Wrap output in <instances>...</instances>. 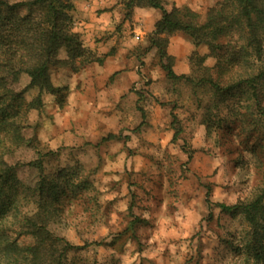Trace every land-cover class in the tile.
Masks as SVG:
<instances>
[{
    "label": "rangeland",
    "instance_id": "1",
    "mask_svg": "<svg viewBox=\"0 0 264 264\" xmlns=\"http://www.w3.org/2000/svg\"><path fill=\"white\" fill-rule=\"evenodd\" d=\"M86 1L71 0L75 31L76 7ZM165 1L196 12L202 24L223 0ZM95 14L109 26L97 39L107 44L105 53L95 52L111 56L77 74L52 69L56 92L30 113L39 149L54 153L45 158L46 172L78 167L89 184L51 228L81 248L69 252L65 264H255L245 253L249 224L217 205L249 200L262 185L264 165L252 152L259 131L233 115L235 100L211 113L205 109L211 94L197 82L206 73L196 72L190 58L206 56L207 75L214 78L217 59L176 33L167 49L173 70L196 82L170 80L157 50L146 51L158 10L136 8L126 18L122 0H105ZM28 83L19 77L20 87ZM38 94L31 89L26 97ZM20 155L35 157L29 150ZM11 235L20 246L34 243Z\"/></svg>",
    "mask_w": 264,
    "mask_h": 264
},
{
    "label": "trees",
    "instance_id": "2",
    "mask_svg": "<svg viewBox=\"0 0 264 264\" xmlns=\"http://www.w3.org/2000/svg\"><path fill=\"white\" fill-rule=\"evenodd\" d=\"M122 4L126 18L136 8L161 13L146 51L157 50L168 79L196 82L173 70L175 60L167 51L170 37L183 33L196 47H208L217 59L215 78L207 75L211 68L204 66L206 56L194 53L190 58L196 72L206 73L197 82L211 94L212 104L205 109L211 113L210 109L217 111L228 99L237 101L230 110L243 126L259 131L261 140L258 137L252 152L255 163L263 167L264 0H223L208 11L202 24L196 12L165 0H122ZM74 9L71 0H0V264H65L69 252L81 249L51 228L61 222L70 201L89 191V184L78 167L46 172L45 158L54 153L39 149L37 129L30 123V113L44 106L43 96L56 92L52 69L77 74L92 64L102 66L111 56H98L85 45L75 31ZM21 75L29 81L24 87L18 84ZM31 89L39 94L28 100ZM252 114L259 119L254 122ZM179 134L178 129L175 140ZM25 150L35 157L18 156ZM262 176L253 198L217 205L226 214L242 215L249 224L245 253L255 264H264V168ZM14 231L18 237H32L34 243L20 246L11 235Z\"/></svg>",
    "mask_w": 264,
    "mask_h": 264
},
{
    "label": "crops",
    "instance_id": "3",
    "mask_svg": "<svg viewBox=\"0 0 264 264\" xmlns=\"http://www.w3.org/2000/svg\"><path fill=\"white\" fill-rule=\"evenodd\" d=\"M105 0H87L85 3L77 5L75 17L77 19L76 31L82 35L83 41L87 47L97 51L99 54H104V47L107 45L104 42H99L98 36L109 29L108 22H100L95 12L100 9L101 4ZM105 20L106 16H102Z\"/></svg>",
    "mask_w": 264,
    "mask_h": 264
}]
</instances>
